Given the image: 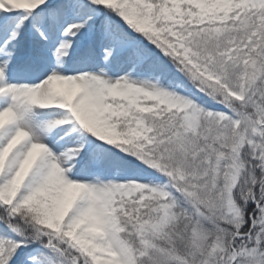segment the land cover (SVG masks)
Here are the masks:
<instances>
[{"label":"snow or ice","instance_id":"snow-or-ice-1","mask_svg":"<svg viewBox=\"0 0 264 264\" xmlns=\"http://www.w3.org/2000/svg\"><path fill=\"white\" fill-rule=\"evenodd\" d=\"M0 264H264V0H0Z\"/></svg>","mask_w":264,"mask_h":264}]
</instances>
